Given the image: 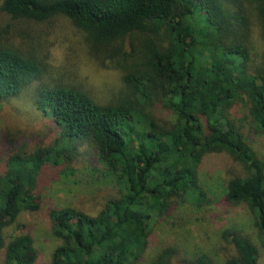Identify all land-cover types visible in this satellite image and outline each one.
<instances>
[{"label": "trees", "instance_id": "obj_1", "mask_svg": "<svg viewBox=\"0 0 264 264\" xmlns=\"http://www.w3.org/2000/svg\"><path fill=\"white\" fill-rule=\"evenodd\" d=\"M0 10L21 37L0 39V101L31 90L57 130L48 142L8 126L1 135L2 264L35 263L33 236L18 217L40 209L41 174L73 160L96 163L113 189L96 193L95 211L48 208L59 243L46 264H137L157 218L187 200L209 201L199 167L210 153L241 166L226 179L225 199L247 205L264 248V161L245 134L264 133V0H0ZM58 20L93 60L110 57L119 84L109 96L95 95L82 74L77 85L47 73L30 38L36 25ZM11 224L21 231L7 237ZM220 237L234 249L224 264H259L249 234L226 228ZM149 264L218 263L167 244Z\"/></svg>", "mask_w": 264, "mask_h": 264}, {"label": "rangeland", "instance_id": "obj_2", "mask_svg": "<svg viewBox=\"0 0 264 264\" xmlns=\"http://www.w3.org/2000/svg\"><path fill=\"white\" fill-rule=\"evenodd\" d=\"M15 24L16 21L10 20L0 10V39L20 41V33L16 31ZM36 26L34 29L37 30L32 32L30 40L44 57L48 74L62 73V79L77 85L81 80L79 75L82 74L86 84L91 83L89 86L97 96H109L117 89L118 72L109 66L110 57L103 59L104 62L100 64L95 58L93 60L82 44L81 35L66 31L62 20L48 28L45 24ZM30 96L31 90H27L18 99L0 101V167L2 158L7 154L1 141L6 126L26 130L27 135L38 134L34 139L37 142L40 139L52 141L57 134L51 120L42 117L34 108ZM158 114L170 117L162 109H158ZM245 134L257 156L264 161V133L245 130ZM81 146H78L79 151H83ZM93 164L73 160L60 167H48L39 177L35 191L39 195L40 209L36 212H21L18 217V221L25 224L23 230L32 234L38 250L34 264H46L53 248L59 243L51 231L47 215L49 207L71 204L83 210L95 211V202L100 197L97 194L105 195L112 191L111 182L105 180L102 171L96 168V163ZM231 174L241 175V166L233 164L223 153L205 155L199 167V177L208 191L209 201L198 207L187 200L179 203L171 213L157 218L151 225L147 249L137 264H149L156 252L167 244L176 245L181 253L187 255L205 252L218 264H224L226 258L234 255L232 244L224 242L220 237L221 231L226 228L249 234L258 249V262L264 264V248L254 227L253 214L246 204L233 205L225 199L226 179ZM20 231L16 224H11L5 228L4 233L9 237ZM2 256L0 251V264Z\"/></svg>", "mask_w": 264, "mask_h": 264}]
</instances>
